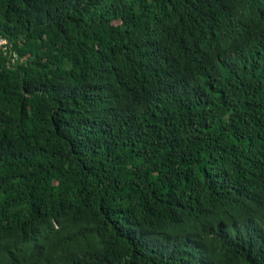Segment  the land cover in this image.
Here are the masks:
<instances>
[{
    "label": "trees",
    "instance_id": "trees-1",
    "mask_svg": "<svg viewBox=\"0 0 264 264\" xmlns=\"http://www.w3.org/2000/svg\"><path fill=\"white\" fill-rule=\"evenodd\" d=\"M0 264H264V0H0Z\"/></svg>",
    "mask_w": 264,
    "mask_h": 264
},
{
    "label": "built area",
    "instance_id": "built-area-1",
    "mask_svg": "<svg viewBox=\"0 0 264 264\" xmlns=\"http://www.w3.org/2000/svg\"><path fill=\"white\" fill-rule=\"evenodd\" d=\"M0 53H4L7 54L8 56V66H10V64L14 63L16 60V54L13 50H11V47L9 45V43L7 42V40L4 37L0 36Z\"/></svg>",
    "mask_w": 264,
    "mask_h": 264
}]
</instances>
